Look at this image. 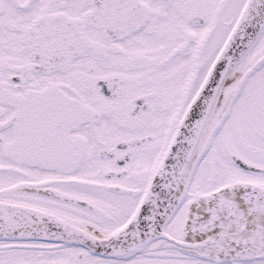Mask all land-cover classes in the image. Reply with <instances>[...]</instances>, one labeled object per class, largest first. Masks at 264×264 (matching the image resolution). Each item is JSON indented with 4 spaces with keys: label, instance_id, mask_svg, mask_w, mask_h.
Instances as JSON below:
<instances>
[{
    "label": "snow or ice",
    "instance_id": "6c2138e0",
    "mask_svg": "<svg viewBox=\"0 0 264 264\" xmlns=\"http://www.w3.org/2000/svg\"><path fill=\"white\" fill-rule=\"evenodd\" d=\"M0 264H264V0H0Z\"/></svg>",
    "mask_w": 264,
    "mask_h": 264
}]
</instances>
